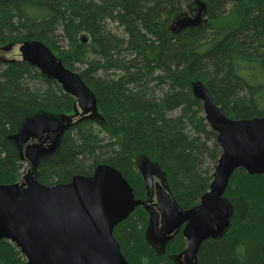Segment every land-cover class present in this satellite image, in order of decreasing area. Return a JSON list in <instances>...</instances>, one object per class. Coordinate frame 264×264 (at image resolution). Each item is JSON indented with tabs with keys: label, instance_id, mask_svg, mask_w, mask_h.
<instances>
[{
	"label": "trees",
	"instance_id": "16d2710c",
	"mask_svg": "<svg viewBox=\"0 0 264 264\" xmlns=\"http://www.w3.org/2000/svg\"><path fill=\"white\" fill-rule=\"evenodd\" d=\"M184 1L0 0V183L22 182L32 167L52 186L114 166L143 201L114 229L130 264H183L187 246L183 226L159 232L157 210L146 204L148 167L165 174L182 210L210 190L222 149L194 84L204 82L230 118L264 116V0H201L208 21L176 35L170 26ZM26 40L45 42L80 73L97 112L81 115L56 80L14 54ZM36 120L65 127L29 159L22 138ZM225 198L228 229L202 243L195 264H264V174L237 169ZM0 264L28 262L2 239Z\"/></svg>",
	"mask_w": 264,
	"mask_h": 264
},
{
	"label": "water",
	"instance_id": "95a60500",
	"mask_svg": "<svg viewBox=\"0 0 264 264\" xmlns=\"http://www.w3.org/2000/svg\"><path fill=\"white\" fill-rule=\"evenodd\" d=\"M196 5L194 14L181 13L172 21L173 34L208 21L207 4L196 0ZM19 51L24 61L76 99L81 115L97 112L95 92L45 42L26 40ZM193 90L222 149L210 190L197 206L182 210L167 186L157 181L156 201L146 203L157 210L162 235L184 227L183 264H195L202 243L228 229L232 207L225 192L233 173L244 168L252 175L264 174V116L230 118L204 82H196ZM67 120L71 123L73 117ZM141 203L122 172L109 164H99L92 175H76L70 183L52 186L39 182L32 167L22 182L0 183V241L15 243L28 264H130L114 229Z\"/></svg>",
	"mask_w": 264,
	"mask_h": 264
},
{
	"label": "rangeland",
	"instance_id": "374dc122",
	"mask_svg": "<svg viewBox=\"0 0 264 264\" xmlns=\"http://www.w3.org/2000/svg\"><path fill=\"white\" fill-rule=\"evenodd\" d=\"M190 3H191V0L184 1L182 13L188 12V9L191 7ZM16 53L17 54L20 53L19 46L15 47L14 54ZM248 70L254 73L256 72L258 73L259 71H261L260 67L249 68ZM261 98H262L263 107H264V92ZM64 127H65L64 125L62 126L51 125L44 120H37V121L32 122L28 126V129L22 138V147H23L25 158L30 159L31 155L37 150L51 149L54 145L55 138L64 129ZM28 166H29V162H25L26 170ZM146 177H147L148 191L150 193L149 203H153L156 201L154 185L157 181H159L166 187L165 174L162 171L150 166L146 169ZM158 223H159V217H158Z\"/></svg>",
	"mask_w": 264,
	"mask_h": 264
},
{
	"label": "flooded vegetation",
	"instance_id": "af4514ba",
	"mask_svg": "<svg viewBox=\"0 0 264 264\" xmlns=\"http://www.w3.org/2000/svg\"><path fill=\"white\" fill-rule=\"evenodd\" d=\"M196 12V8L195 7H191L189 10H188V13L190 14H194Z\"/></svg>",
	"mask_w": 264,
	"mask_h": 264
}]
</instances>
